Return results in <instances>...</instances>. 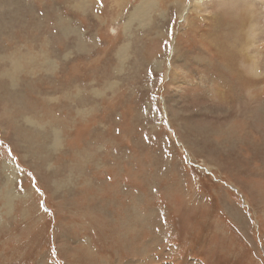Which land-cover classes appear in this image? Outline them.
Returning <instances> with one entry per match:
<instances>
[{"label": "rangeland", "instance_id": "1", "mask_svg": "<svg viewBox=\"0 0 264 264\" xmlns=\"http://www.w3.org/2000/svg\"><path fill=\"white\" fill-rule=\"evenodd\" d=\"M0 264H264V0H0Z\"/></svg>", "mask_w": 264, "mask_h": 264}, {"label": "bare ground", "instance_id": "2", "mask_svg": "<svg viewBox=\"0 0 264 264\" xmlns=\"http://www.w3.org/2000/svg\"><path fill=\"white\" fill-rule=\"evenodd\" d=\"M148 4H146V1H141L140 4L135 8L134 12H133V15L135 17H138V16H141L144 9L147 8ZM139 18V17H138ZM230 79V78H229Z\"/></svg>", "mask_w": 264, "mask_h": 264}]
</instances>
